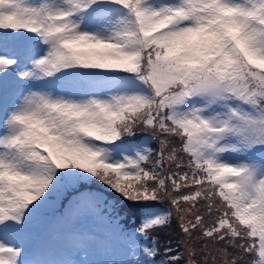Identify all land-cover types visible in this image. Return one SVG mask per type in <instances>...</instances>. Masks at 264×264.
Segmentation results:
<instances>
[{
    "label": "snow or ice",
    "instance_id": "snow-or-ice-1",
    "mask_svg": "<svg viewBox=\"0 0 264 264\" xmlns=\"http://www.w3.org/2000/svg\"><path fill=\"white\" fill-rule=\"evenodd\" d=\"M93 248L264 264V0H0V264Z\"/></svg>",
    "mask_w": 264,
    "mask_h": 264
},
{
    "label": "rangeland",
    "instance_id": "rangeland-1",
    "mask_svg": "<svg viewBox=\"0 0 264 264\" xmlns=\"http://www.w3.org/2000/svg\"><path fill=\"white\" fill-rule=\"evenodd\" d=\"M71 195L72 194H69L68 197H70ZM105 195L108 196L107 193H105ZM109 198L111 199V197H109ZM58 203H59V201H57L55 199L53 200L50 212L52 211L53 207L55 208V206H57ZM124 216L127 217V214H125ZM108 255H109L108 253H105L104 251H102L100 249L93 248L89 252L87 260L90 262V264H102V262L107 258ZM65 258H66V254L63 252H59V251L50 253V254L42 257V259H45V260L50 261L52 263H57L59 261H62ZM75 258H73V259H75ZM81 259H83V254H81Z\"/></svg>",
    "mask_w": 264,
    "mask_h": 264
},
{
    "label": "trees",
    "instance_id": "trees-1",
    "mask_svg": "<svg viewBox=\"0 0 264 264\" xmlns=\"http://www.w3.org/2000/svg\"><path fill=\"white\" fill-rule=\"evenodd\" d=\"M93 190H95V188H93ZM106 193H107V192H106ZM107 195H108V193H107ZM57 208H59V207H57ZM57 208H56V209H57ZM54 211H55V209H53V210L49 213V215H52ZM124 214H127V212H122V213H121V215H122L123 217H125ZM125 218H126V217H125Z\"/></svg>",
    "mask_w": 264,
    "mask_h": 264
}]
</instances>
